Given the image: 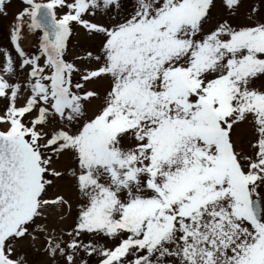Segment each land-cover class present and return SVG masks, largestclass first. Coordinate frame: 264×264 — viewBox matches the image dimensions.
<instances>
[{
    "label": "snow or ice",
    "instance_id": "1",
    "mask_svg": "<svg viewBox=\"0 0 264 264\" xmlns=\"http://www.w3.org/2000/svg\"><path fill=\"white\" fill-rule=\"evenodd\" d=\"M0 264H264V0H0Z\"/></svg>",
    "mask_w": 264,
    "mask_h": 264
},
{
    "label": "rangeland",
    "instance_id": "2",
    "mask_svg": "<svg viewBox=\"0 0 264 264\" xmlns=\"http://www.w3.org/2000/svg\"><path fill=\"white\" fill-rule=\"evenodd\" d=\"M6 23V22H5Z\"/></svg>",
    "mask_w": 264,
    "mask_h": 264
}]
</instances>
